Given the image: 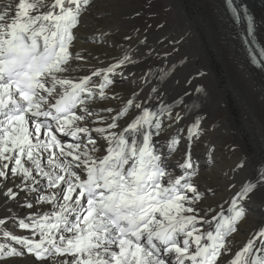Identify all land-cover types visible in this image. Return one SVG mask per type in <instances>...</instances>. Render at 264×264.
Masks as SVG:
<instances>
[{"label":"snow or ice","instance_id":"obj_1","mask_svg":"<svg viewBox=\"0 0 264 264\" xmlns=\"http://www.w3.org/2000/svg\"><path fill=\"white\" fill-rule=\"evenodd\" d=\"M224 3L233 23L246 26L241 42L249 62L264 72L256 35L264 21L243 0ZM93 4H0V264L24 256L36 264H264V223L242 247L235 239L248 203L264 189V163L254 177L229 180L218 211L202 206L214 195L196 182L194 150L206 117L187 91L165 99L156 85L167 72L149 68L139 82L132 79L139 86L126 101L113 91L138 60L127 49L91 69L95 58L75 42ZM139 44L147 46L146 38ZM111 101L120 106H101ZM12 205L29 211L22 217Z\"/></svg>","mask_w":264,"mask_h":264},{"label":"bare ground","instance_id":"obj_2","mask_svg":"<svg viewBox=\"0 0 264 264\" xmlns=\"http://www.w3.org/2000/svg\"><path fill=\"white\" fill-rule=\"evenodd\" d=\"M255 1L253 7L262 8L257 16L264 20V0ZM8 2L0 0V4ZM76 34V49H83L95 58L89 60L91 69L107 67L127 49L135 54L138 63L125 70L132 77L127 80L117 77L113 89L123 101L139 86L133 85L132 79L139 82L149 68L155 73H168L166 80L156 85L168 102L183 96L185 91L192 97L189 104L197 105L196 111L207 120V132L194 150V159L200 165L196 182L201 190L210 188L214 192L207 194L202 206H212L218 211V205L230 195L227 191L230 179L238 184L255 176L256 167L264 163V79L259 69L248 66L221 0H94ZM145 38L147 46L139 44ZM198 86L205 89L204 94L195 92ZM149 90H143L145 96ZM101 106L118 108L120 101L102 102ZM192 119L194 116L184 124ZM183 151L182 144L176 155ZM241 162L244 167L237 168ZM23 197L21 193V200ZM12 207L22 217L29 211ZM247 208V219L235 234L237 247L264 223V189L256 192ZM9 230L17 235L28 234L11 226ZM6 264L36 262L24 256Z\"/></svg>","mask_w":264,"mask_h":264},{"label":"rangeland","instance_id":"obj_3","mask_svg":"<svg viewBox=\"0 0 264 264\" xmlns=\"http://www.w3.org/2000/svg\"><path fill=\"white\" fill-rule=\"evenodd\" d=\"M252 1V2H251ZM254 1V2H253ZM247 3H248V5L251 7V8H253L252 10H254L253 11V13L255 14L254 16H255V19L258 21V20H260V21H264L263 19H260L259 18V16H257V14L259 13V11H261L262 10V8L261 7H253V5L256 3V1L255 0H247ZM252 5V6H251ZM255 8V9H254ZM256 10V11H255ZM258 10V11H257ZM257 33H258V35H259V37H264V25L263 24H261L260 25V29L258 28V30H257ZM119 59V58H118ZM117 59H114L113 61H116Z\"/></svg>","mask_w":264,"mask_h":264}]
</instances>
